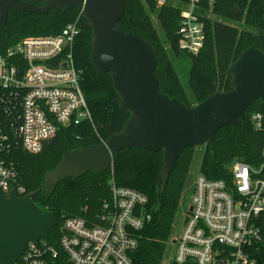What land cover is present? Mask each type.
<instances>
[{
    "label": "trees",
    "instance_id": "1",
    "mask_svg": "<svg viewBox=\"0 0 264 264\" xmlns=\"http://www.w3.org/2000/svg\"><path fill=\"white\" fill-rule=\"evenodd\" d=\"M36 5L33 0H19ZM183 2L184 0H177ZM206 16L205 40L201 51L187 55L178 49V23L181 13L170 2L162 7L155 0H125V12L117 23L125 34L135 35L148 42L157 51L154 75L158 92L176 99L186 107L203 102L217 91H230V78L223 74L240 56L254 46L260 48L257 30L264 33V0H199ZM156 20L162 35L154 27ZM76 23L78 35L72 46L75 69L79 72L80 87L88 104L92 124L61 128L38 154H26L12 149L6 163L18 175L21 185L32 195V203L42 211L53 214L57 224L48 234L52 246H57L62 222L66 218H87L100 213L103 201L110 197V185L129 188L147 198L146 212L150 221L138 233L137 249L132 254L136 264H156L166 254L174 237L177 220L186 213V202L192 193L188 190L190 171L195 163V149L183 150L175 167L162 186L160 176L162 153H152L135 148L123 149L111 167L98 175L87 173L77 179H67L57 185L52 193L42 191L45 173L56 168L63 155L81 148L103 144L125 125L129 114L119 108V98L113 90L110 74L95 70L91 59V27L81 16L79 8L66 12L54 9L46 16L28 15L10 9L6 24L0 26V54H4L19 41L33 36H57L69 24ZM235 25V26H234ZM167 48V52L164 48ZM181 55L191 59L187 87L192 100L176 74L172 59ZM264 116V100L251 103L236 127L220 129L213 141L202 148L198 174L207 179H229L228 168L234 161L251 167L264 162V130H253L251 116ZM190 194V195H189ZM264 238V213L258 218ZM256 264H264V252L257 256Z\"/></svg>",
    "mask_w": 264,
    "mask_h": 264
},
{
    "label": "built area",
    "instance_id": "2",
    "mask_svg": "<svg viewBox=\"0 0 264 264\" xmlns=\"http://www.w3.org/2000/svg\"><path fill=\"white\" fill-rule=\"evenodd\" d=\"M178 7L179 51L196 56L205 30L199 0H155ZM213 0H210V6ZM76 23L57 36L25 38L0 54V192L19 198L31 195L5 159L12 149L38 154L61 128L92 124L74 67L72 46ZM253 130H264V116H251ZM229 179L193 181L181 232L172 238L156 264H256L264 252L258 218L264 213V162L251 167L234 161ZM147 198L132 189L110 185L100 213L66 218L57 246L29 241L13 264H136L138 233L150 221Z\"/></svg>",
    "mask_w": 264,
    "mask_h": 264
},
{
    "label": "water",
    "instance_id": "3",
    "mask_svg": "<svg viewBox=\"0 0 264 264\" xmlns=\"http://www.w3.org/2000/svg\"><path fill=\"white\" fill-rule=\"evenodd\" d=\"M33 1L42 6L0 0V26L6 24L10 9L46 16L58 8L63 12L79 8L91 27L93 66L99 73L110 74L119 108L129 114L122 130L103 144L63 155L56 168L45 173L42 191L46 194L67 179L107 171L123 149L131 148L162 153L164 187L183 150L211 143L220 129L236 127L251 103L264 100V33L260 29V48L244 50L223 74L230 78V91L214 92L188 108L158 92L156 49L117 25L125 12V0ZM56 224L53 214L32 203V195L19 198L14 190L8 196L0 192V264L15 263L29 241H47Z\"/></svg>",
    "mask_w": 264,
    "mask_h": 264
},
{
    "label": "rangeland",
    "instance_id": "4",
    "mask_svg": "<svg viewBox=\"0 0 264 264\" xmlns=\"http://www.w3.org/2000/svg\"><path fill=\"white\" fill-rule=\"evenodd\" d=\"M210 18L213 21L214 18L211 15H210L209 19ZM152 22L154 24V27L158 31V34L162 35L161 31L158 28L156 20L153 19ZM164 51L167 52L166 46L164 48ZM171 60H172V64H173L174 70H175V72L178 75V78L180 80V83L184 87V91H185L186 96L188 97V99L192 100V97H191V94H190V90L187 87L188 72H189V69H190L191 59L186 57V56L181 55L179 58H177V59H172L171 58ZM200 148H202V147L195 148V150L193 152V154L195 156V158H194L195 159V163L192 166V169L190 171L191 179H190L189 185L187 187L188 190L192 187L195 177L197 175H199L198 174V167H199L200 157H201V154H202V149H200ZM263 156H264V152H263ZM190 196H189V198H188V200L186 202V212L188 211V207H189V203H190ZM185 214H184V212H182V219L184 218ZM177 222L178 223L176 224V229H175V233H174L175 236L178 233H180L181 229H182L181 218L178 219Z\"/></svg>",
    "mask_w": 264,
    "mask_h": 264
},
{
    "label": "flooded vegetation",
    "instance_id": "5",
    "mask_svg": "<svg viewBox=\"0 0 264 264\" xmlns=\"http://www.w3.org/2000/svg\"><path fill=\"white\" fill-rule=\"evenodd\" d=\"M36 5H38V6H42V4H40V3H36Z\"/></svg>",
    "mask_w": 264,
    "mask_h": 264
}]
</instances>
